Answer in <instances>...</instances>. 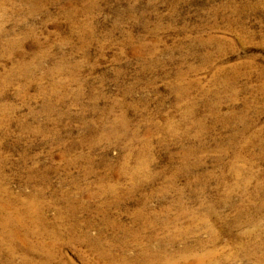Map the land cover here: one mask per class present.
Segmentation results:
<instances>
[{
  "label": "rangeland",
  "instance_id": "obj_1",
  "mask_svg": "<svg viewBox=\"0 0 264 264\" xmlns=\"http://www.w3.org/2000/svg\"><path fill=\"white\" fill-rule=\"evenodd\" d=\"M10 40L12 47L7 46ZM42 53L47 57L32 77L19 76L18 63ZM64 58L75 65L73 73L67 67L41 79L44 68ZM9 70L16 75L0 86V109L8 114V107H14L0 128V173L6 185L26 194L38 186L29 182L30 170L45 172L50 182L46 197L52 201L49 217L57 197H73L78 186L83 188L89 205L75 213L78 233L98 237L93 243L62 239L59 261L103 264L96 244H111V250L127 256L143 248L166 249L173 259L170 251L188 244L193 248L185 253L186 263L193 264V254L204 250L196 242L201 239L205 249L213 243L218 251L211 264L255 263V256L236 258L235 253L241 240L252 247L264 244V191L255 189L264 179V0H0V77ZM129 89L132 95L126 100L135 106L117 107L109 116L99 113ZM96 92L103 97L93 110ZM52 93L63 97L45 111V94L48 102L57 98ZM122 110L135 140L131 132H120L114 141L95 145L92 162L67 168L66 158L88 148L78 146L65 157L63 150L90 139L99 131L98 120ZM28 123L59 135L29 133L21 128ZM171 125L174 133L167 130ZM138 150L152 159L153 183L120 206L110 200L105 204L101 195L88 197L104 181L118 180L120 190L129 186L131 179L118 171L104 176L114 170L109 165L118 168L125 154ZM183 150L189 166L177 169ZM171 174L175 186L163 191ZM146 197L151 214L175 216L177 199L188 214L176 225L142 229L134 219ZM211 205L217 206L215 213L209 211ZM163 207L168 209L162 213ZM242 216L246 223L238 225ZM246 228L252 236L242 234ZM211 231L219 233L216 242L210 241ZM23 257L19 251L16 264Z\"/></svg>",
  "mask_w": 264,
  "mask_h": 264
},
{
  "label": "bare ground",
  "instance_id": "obj_2",
  "mask_svg": "<svg viewBox=\"0 0 264 264\" xmlns=\"http://www.w3.org/2000/svg\"><path fill=\"white\" fill-rule=\"evenodd\" d=\"M74 8V7H73ZM68 16V13H67ZM14 44L13 41H8L7 46L12 47ZM47 57L46 53H42L39 56H35L33 59L28 61H20L17 65V68L21 69L19 76H24L26 73L32 77L33 71L36 67H40L43 59ZM57 65V66H56ZM53 67L44 68V73L41 76V79H46L52 76L59 74L61 71L64 72L67 67H70L69 72L74 71L76 68L75 65H69L68 60L64 58L63 61H60ZM16 70H9L4 75L0 77V86L1 88L8 85L11 79L16 75ZM59 86L58 83H55L53 89L56 90ZM43 94L45 90H40ZM132 89L123 90L121 94L123 98L115 99L110 105L104 106L99 109V113L104 116L111 115L117 107H129L135 106L131 102L126 100L127 96L132 95ZM56 100L48 102L49 95L45 94L47 98L46 106L44 107L45 111L49 109L53 110L54 105L60 103V99L63 95H57ZM103 95L101 92H96V95L93 96L94 105H92L93 110H96L97 101L102 98ZM97 100V101H96ZM10 113L6 114L4 108L0 109V128L5 125V122L9 119V114H13L14 107L9 106ZM37 117L33 116L31 119L35 120ZM185 120V117H184ZM129 120L127 113L122 110L119 114L113 118L103 117L96 122L99 126V131L97 134L93 135L90 139L84 140L74 144L73 147H69L63 150L64 157L74 151L78 146L81 148L83 145H87L88 151H80L73 158H66V167L75 166L77 164H84L86 160L92 162L91 153L95 145L99 142L114 141L115 138H119L121 133L131 132V140H135L136 135L133 134V131L129 128ZM87 126V123L85 124ZM24 131L33 134H48L51 137L57 138L58 133L55 131H50L47 127L38 124L37 126H32V123L23 125L21 127ZM168 131H175V126H169ZM149 134V130L147 129ZM187 134V129L183 130V135ZM149 144V141L142 143V146ZM91 152V153H90ZM136 152V151H135ZM133 151L128 152L122 158V161L118 168L114 165H109V170L114 169L111 174L107 172L104 176L108 178L112 175H116L117 171L131 179L129 186L125 187L124 190H120L117 184H120L118 180H114V183L108 184L100 183L98 190L96 192L88 191V197L92 198L93 196L101 195L105 198V204H109V200L114 202L116 206H120V201L125 198H132L134 193L142 188L146 183H153L156 174L152 173L150 166L152 159L142 150H138L136 153ZM188 151L183 150L181 152V164L175 168H185L188 167ZM135 159V162L132 163V160ZM176 169V171H177ZM162 173V170H158ZM178 172V171H177ZM255 189H263L264 191V179H261ZM37 181L38 186L26 194L15 193L4 181V176L0 173V255L4 254V259L0 261V264H16L15 257L19 251L23 252V262L22 264H66L65 262L59 261L60 253V242L62 239H66V242H86L93 243L98 241V237H92L87 231L84 233H78V230L81 226L80 222L77 221L75 213L82 206H88V203H85L83 200L84 189L80 188L76 183L77 193L70 197L68 194H63L57 197L55 206V212L53 216H48L49 204L52 202L46 197V190L50 187V182L47 179L45 172L36 171L35 169L30 170L29 173V182ZM176 177L171 174L168 178L166 185L162 187V190L165 191L171 187L175 186ZM249 181V180H247ZM246 183V180L240 181L234 188L242 187ZM119 189V191H118ZM258 190L257 192H259ZM109 197H108V195ZM259 195V194H256ZM151 194H148V197ZM137 215L135 216V221L141 223V228L144 227H165L171 222V224L176 225L179 217L182 215L188 214L185 206L180 203L177 199L175 200L176 205L178 206L179 212L175 213L173 217H161L156 214H151L146 210L145 203L148 198H145ZM224 200H229V195L226 192L224 195ZM262 203V202H261ZM260 203V204H261ZM255 207V210L258 211L261 205ZM217 206L211 205L208 206L210 212L215 213ZM168 208L163 207L162 213ZM172 209V207L170 208ZM105 211V210H101ZM242 216L240 220H237V224L246 223V219ZM255 224H259L258 222ZM90 223H85V226H89ZM107 225L111 226V222H107ZM139 227V228H140ZM192 231L197 230L192 228ZM245 237L252 236V232L249 228H246L242 231ZM138 235V232H134V235ZM212 237L210 241L216 242L219 238V233L216 231H211ZM138 236H134L137 238ZM241 240V239H240ZM200 247L204 250L201 253H194L193 264H211V260L217 254V249L214 247L215 244H210V248H206L207 243L198 239L196 241ZM238 252L235 253L236 258L238 255L242 256H255L254 264H264V250L262 245H254L253 247L250 244L245 243L243 240L239 241ZM95 250L97 251L98 256L103 260V264H187L185 253L192 250V245H185L182 249L171 250L170 254L173 256V259H170L166 254V249L161 251L156 248H143L133 256H127L125 254H119L111 250V244L106 247H101L100 245H94ZM261 253L262 255H260Z\"/></svg>",
  "mask_w": 264,
  "mask_h": 264
}]
</instances>
